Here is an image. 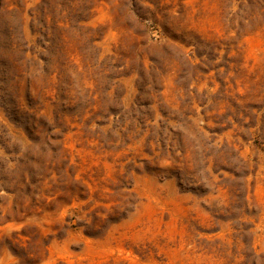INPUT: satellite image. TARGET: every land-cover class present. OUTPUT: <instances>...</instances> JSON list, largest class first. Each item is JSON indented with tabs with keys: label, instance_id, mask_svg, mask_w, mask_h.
<instances>
[{
	"label": "rangeland",
	"instance_id": "rangeland-1",
	"mask_svg": "<svg viewBox=\"0 0 264 264\" xmlns=\"http://www.w3.org/2000/svg\"><path fill=\"white\" fill-rule=\"evenodd\" d=\"M0 264H264V0H0ZM30 88V95L28 94Z\"/></svg>",
	"mask_w": 264,
	"mask_h": 264
},
{
	"label": "trees",
	"instance_id": "trees-1",
	"mask_svg": "<svg viewBox=\"0 0 264 264\" xmlns=\"http://www.w3.org/2000/svg\"><path fill=\"white\" fill-rule=\"evenodd\" d=\"M24 38L11 22L5 29L4 37L0 45V103L14 115L20 123L29 127L34 124L37 114L29 113L23 109L19 101V83L27 67L25 61L28 59L24 49ZM30 95V88H28Z\"/></svg>",
	"mask_w": 264,
	"mask_h": 264
}]
</instances>
